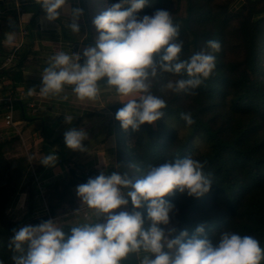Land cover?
Here are the masks:
<instances>
[{
    "label": "clouds",
    "instance_id": "obj_1",
    "mask_svg": "<svg viewBox=\"0 0 264 264\" xmlns=\"http://www.w3.org/2000/svg\"><path fill=\"white\" fill-rule=\"evenodd\" d=\"M45 18L54 22L61 12H68L69 0H35ZM149 0H119L94 18L98 35L94 46L80 54L57 52L42 72L39 95L64 101L68 88L81 102L98 101L104 94L114 95L123 107L116 119L123 129L139 130L141 125H154L165 115L167 102L154 94L161 91L195 95L216 68L215 55L221 45L207 42L206 50L183 57L184 42L173 15L163 9L152 15H139ZM81 9H72V22L67 24L79 34ZM7 42L15 38L6 33ZM33 91V90H30ZM189 126L195 121L191 113H181ZM67 123L73 116L66 114ZM69 149L87 151L83 145L87 133L75 128L64 134ZM58 157L47 154L41 161L54 167ZM206 163V162H205ZM135 167V166H133ZM204 164L192 156L175 161L149 164L143 173L129 175L101 172L77 186L81 207L63 221H42L14 230L9 240L12 264H264V248L252 235L224 230L210 238L203 226L189 238L187 231L166 233L175 207L165 198L176 193L202 198L212 188ZM131 201L132 210L127 209ZM147 206V220L142 213ZM0 264H5L0 260Z\"/></svg>",
    "mask_w": 264,
    "mask_h": 264
},
{
    "label": "trees",
    "instance_id": "obj_2",
    "mask_svg": "<svg viewBox=\"0 0 264 264\" xmlns=\"http://www.w3.org/2000/svg\"><path fill=\"white\" fill-rule=\"evenodd\" d=\"M85 1L90 23L95 18L91 13L95 5L92 2L100 3L102 12L119 2ZM177 1L184 2L183 14L175 9V0H149V6L139 15H152L159 9L169 11L180 27V39L184 42L182 58L206 50L210 40L218 41L221 49L213 53L216 68L195 90V95L161 91L166 78L155 86L154 94L168 104L156 126L144 124L139 130H125L116 119V112L123 104L111 107L113 133L119 139L118 172L138 175L149 164L192 156L204 164L203 170L210 174L212 188L202 198L189 197L186 193L166 197L175 210L170 216V225L161 226L163 230L168 233L175 229V235L170 238L182 231H187L190 238L199 226L205 228L210 238L231 230L254 236L264 248V0H245L237 11L231 9L234 0H226L224 4H218L217 0ZM11 28L12 25L3 30L0 40ZM232 33L234 42L230 40ZM95 34L98 35L96 28ZM30 54L26 49L17 50L14 63L0 71L1 76L13 82V89L23 81L24 62ZM4 106L0 105V129L6 125ZM182 112L191 113L195 123L189 126L181 119ZM168 120H174L187 134L181 135L177 128H169ZM199 140L206 143V151L200 150ZM20 143L19 136L0 141V260L5 264H12L8 244L14 230L48 220L46 217L40 221H15L7 213L29 165L25 156L8 157L16 155ZM74 175L73 179L79 181L80 176ZM71 186L69 183L65 189ZM65 189L59 191V184L55 185L59 200ZM57 207L51 206V214H55ZM141 211L147 220V206ZM63 227L67 231L70 226ZM131 264L138 262L133 260Z\"/></svg>",
    "mask_w": 264,
    "mask_h": 264
},
{
    "label": "crops",
    "instance_id": "obj_3",
    "mask_svg": "<svg viewBox=\"0 0 264 264\" xmlns=\"http://www.w3.org/2000/svg\"><path fill=\"white\" fill-rule=\"evenodd\" d=\"M243 5L244 0H236L231 9L237 11ZM77 8L83 11L78 20L79 34L67 27L72 22L71 10ZM88 9L85 0H69L68 12L62 11L58 20L49 22L35 0H0V34L10 25L9 32L15 33L11 43L7 42L6 36L0 40V64L13 50L31 52L24 62L23 81L15 89L11 80L0 75V105L5 104L3 110L7 115L6 100L16 98L13 125L6 123L0 129V141L19 136L21 143L16 156H25L29 160L7 211L15 221H40L48 217V220H60L62 226L68 225L63 221L72 220L74 212L81 207L77 186L101 172L107 175L118 172L119 139L113 133L111 107L121 102L114 95L104 94L95 102L79 101L71 88L64 93L68 96L67 101L39 95L42 72L57 52L70 54L71 49L76 48L83 65V50L94 46L95 26L90 23ZM17 101L22 104H16ZM29 103L36 106V112L28 107ZM66 114L73 116L71 123L66 122ZM73 128L87 133L88 138L83 141L87 151L72 150L66 146L64 134ZM49 153H57L62 161L57 160L54 167H45L41 161ZM74 173L80 176L79 181L73 179ZM69 183L73 186L65 189ZM56 184H59V191L65 189L61 200L56 196ZM52 205L58 206L54 215L51 214ZM131 206L129 201L127 209L117 211H130Z\"/></svg>",
    "mask_w": 264,
    "mask_h": 264
},
{
    "label": "rangeland",
    "instance_id": "obj_4",
    "mask_svg": "<svg viewBox=\"0 0 264 264\" xmlns=\"http://www.w3.org/2000/svg\"><path fill=\"white\" fill-rule=\"evenodd\" d=\"M235 1L236 0H234V2ZM177 2L178 1L175 0V9H177L178 14H183V11H184V2H181V3H177ZM244 2H245V0H244ZM217 3L218 4H224V3H226V0H217ZM233 3H232V5H233ZM92 4H95V5H94L93 10H91V13L93 14V17H96L98 14L102 13V9L100 8V3H98V2H92ZM234 39H235V35L232 33L230 40H233V42H234ZM156 125H157V122L154 124V126H156ZM167 126L169 128H177L179 130V132H180L181 135H186L187 132H188L186 129L181 128V126H179L174 120H171V121L168 120L167 121ZM198 144H199V148H200L201 151H206L207 150L206 143H204L203 141H200L199 140V142L197 143V145ZM8 157L13 158V157H17V156L16 155L15 156L14 155H9Z\"/></svg>",
    "mask_w": 264,
    "mask_h": 264
},
{
    "label": "built area",
    "instance_id": "obj_5",
    "mask_svg": "<svg viewBox=\"0 0 264 264\" xmlns=\"http://www.w3.org/2000/svg\"><path fill=\"white\" fill-rule=\"evenodd\" d=\"M79 54L78 49L72 48L70 54ZM17 50L11 51L3 60V62L0 64V69H6L10 67L14 61L16 60ZM16 98L9 97L6 100L7 108H8V115L6 116V123L7 125H13V112H14V104H15ZM28 107L33 111L36 112V106L33 103H29ZM55 155L58 157V160L62 161V159L59 157L57 153Z\"/></svg>",
    "mask_w": 264,
    "mask_h": 264
}]
</instances>
